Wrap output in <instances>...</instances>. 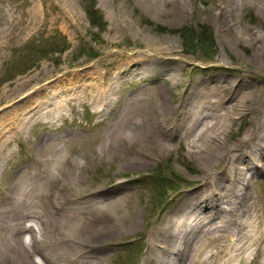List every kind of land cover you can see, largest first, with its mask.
<instances>
[{
    "label": "bare ground",
    "instance_id": "bare-ground-1",
    "mask_svg": "<svg viewBox=\"0 0 264 264\" xmlns=\"http://www.w3.org/2000/svg\"><path fill=\"white\" fill-rule=\"evenodd\" d=\"M148 2L178 6L176 0ZM240 2L228 0L219 21L231 47L244 43L248 53L242 60L248 67L225 62L222 67L229 74L198 79L176 104L168 103L159 91L158 96L154 91L153 95L134 94L116 112L110 109L108 127L92 135L58 125L38 140L39 155L16 169L14 180L3 190L0 257L13 259L2 264H111L109 240L136 234L141 226L139 210L131 195L118 186L124 179L119 178L118 189L102 185L89 189L82 182L81 168L88 160L118 159L125 150L131 157L118 171L148 166L172 149L174 140L184 141L186 151L198 159L202 182L182 195L160 223L142 230L145 248L138 264H264V210L252 192L256 178L264 175V31L235 27L232 12ZM13 27L14 20L8 19L0 28V51ZM171 50L155 46L153 53L142 52L128 67L134 66L135 75H163L176 66L169 57ZM22 86L15 88L11 99L23 91ZM41 93V88L28 91L22 104L15 99L6 106L26 107L31 96L49 105L54 95L43 98ZM87 95L85 102L106 114L109 108L101 98ZM33 106L29 108H41ZM36 111L24 118L25 124L36 117ZM25 128L11 129L12 134L0 130V163L4 147L19 139Z\"/></svg>",
    "mask_w": 264,
    "mask_h": 264
},
{
    "label": "rangeland",
    "instance_id": "rangeland-1",
    "mask_svg": "<svg viewBox=\"0 0 264 264\" xmlns=\"http://www.w3.org/2000/svg\"><path fill=\"white\" fill-rule=\"evenodd\" d=\"M176 1L178 6L172 3L153 6L148 0H0V28L8 19L14 20L0 51V130L10 134L11 129L26 127L19 139H14L1 152L0 203L3 190L16 176V169L39 155L37 142L50 134L53 127L59 125L66 131L80 130L92 135L106 129L107 118L113 116L111 110L122 108L134 94L158 96L159 91L168 103L176 104L188 95L198 79L214 73L229 74L222 67L225 62L248 67L242 60L248 53L244 43L231 47L225 26L219 21L228 0ZM240 1L231 11L235 27L245 32L264 31V0ZM92 4L98 9V16L103 17L101 20L97 16L96 24L91 23L87 12ZM180 6L184 9L179 12ZM202 25L208 27L206 38L202 37L205 46L200 42ZM155 46L172 47L169 57L176 66L161 70L163 75L160 71L156 75H135L134 66L128 67L130 61L139 60L144 51L153 53ZM260 83L261 77L256 84ZM21 84L23 91L11 99L12 92ZM38 88L44 92L43 98L45 94L54 95L49 105L44 106L31 96L26 107L14 110L11 105L6 106L15 99L22 104L26 100L22 95ZM89 92L109 108L106 114L85 102ZM35 104L42 106L35 108L36 117L25 124L24 118L34 113L31 108ZM237 128L238 124L234 126ZM244 128L245 125L240 127ZM91 146L92 150L96 147ZM92 150L87 151L89 155ZM65 152L69 151L65 149ZM119 154L118 159L107 156L99 161L88 160L80 175L89 189L97 185L118 189L119 178L124 179L118 186L131 195L139 210L141 226L136 234L110 239L107 251L111 264H138L145 248L142 230L160 223L182 195L198 187L203 169L192 151H186L184 141L174 140L172 149L139 168L118 171L131 157L126 150ZM117 171L124 173L119 175ZM252 192L264 210V175L256 178ZM61 193L64 195L66 190ZM12 259L0 257V264L2 260L11 263Z\"/></svg>",
    "mask_w": 264,
    "mask_h": 264
},
{
    "label": "trees",
    "instance_id": "trees-1",
    "mask_svg": "<svg viewBox=\"0 0 264 264\" xmlns=\"http://www.w3.org/2000/svg\"><path fill=\"white\" fill-rule=\"evenodd\" d=\"M96 11L98 12V9H96L95 8V5H91L89 8H88V10H87V12H88V14H89V19H90V21H91V23L92 24H96L97 23V20H99L98 18H96L97 16H98V14L96 13ZM101 20L103 19V17L99 14V16H98ZM203 29V30H202ZM206 29H208V27H206V26H204V25H202L201 26V35H200V42L202 43V45L203 46H205L204 45V40H203V38H206ZM183 35H184V33H183ZM185 37H186V34H185ZM203 37V38H202Z\"/></svg>",
    "mask_w": 264,
    "mask_h": 264
}]
</instances>
